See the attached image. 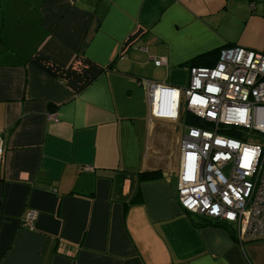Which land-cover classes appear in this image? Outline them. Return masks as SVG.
Segmentation results:
<instances>
[{"label": "crops", "instance_id": "crops-1", "mask_svg": "<svg viewBox=\"0 0 264 264\" xmlns=\"http://www.w3.org/2000/svg\"><path fill=\"white\" fill-rule=\"evenodd\" d=\"M231 47L264 53V0H0V264H264L180 207L185 112L151 118L144 84Z\"/></svg>", "mask_w": 264, "mask_h": 264}, {"label": "built area", "instance_id": "built-area-1", "mask_svg": "<svg viewBox=\"0 0 264 264\" xmlns=\"http://www.w3.org/2000/svg\"><path fill=\"white\" fill-rule=\"evenodd\" d=\"M154 64L161 67L165 61ZM144 84L151 118L177 122L184 111L200 122L185 127L181 143L180 207L231 225L241 244L263 239L264 53L222 49L213 67L189 68L183 90L151 81ZM48 119L58 122L52 114ZM228 132L239 138L225 136ZM36 219L37 213L29 210L22 225L33 230Z\"/></svg>", "mask_w": 264, "mask_h": 264}, {"label": "trees", "instance_id": "trees-1", "mask_svg": "<svg viewBox=\"0 0 264 264\" xmlns=\"http://www.w3.org/2000/svg\"><path fill=\"white\" fill-rule=\"evenodd\" d=\"M219 54H220V51L217 50V51H211L207 54L201 55V56L193 59L190 62L189 67L190 68L191 67H201V66L202 67H212L218 61ZM184 117H185V124L187 126H190V125L200 126V122L193 115H191L189 113H185ZM225 136L230 137V138H239L238 135L231 133V132L225 133ZM160 176H161L160 172H144V173L140 174L139 178L141 181H153V180L159 179ZM210 221L211 220L208 219V221H207L208 224H210ZM217 225H219L221 227H225L226 229H228L227 225H225V224H217Z\"/></svg>", "mask_w": 264, "mask_h": 264}, {"label": "rangeland", "instance_id": "rangeland-1", "mask_svg": "<svg viewBox=\"0 0 264 264\" xmlns=\"http://www.w3.org/2000/svg\"><path fill=\"white\" fill-rule=\"evenodd\" d=\"M159 72H160V70H159ZM184 132H185V127H180V129H179V136H180V138L182 137V135L184 134Z\"/></svg>", "mask_w": 264, "mask_h": 264}]
</instances>
